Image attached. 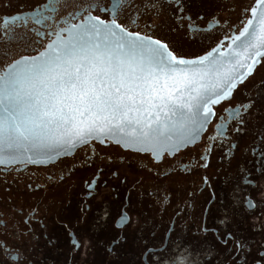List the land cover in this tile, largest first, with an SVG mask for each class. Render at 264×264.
<instances>
[{
  "label": "flooded vegetation",
  "instance_id": "1",
  "mask_svg": "<svg viewBox=\"0 0 264 264\" xmlns=\"http://www.w3.org/2000/svg\"><path fill=\"white\" fill-rule=\"evenodd\" d=\"M109 2L57 0L50 12L48 0H0V74L89 13L106 18ZM133 3L119 14L129 31L191 60L227 49L255 0H183L182 15L175 0ZM250 98L242 117L222 114ZM213 107L222 118L174 155L93 141L54 162L0 165V264H264V58Z\"/></svg>",
  "mask_w": 264,
  "mask_h": 264
},
{
  "label": "snow or ice",
  "instance_id": "2",
  "mask_svg": "<svg viewBox=\"0 0 264 264\" xmlns=\"http://www.w3.org/2000/svg\"><path fill=\"white\" fill-rule=\"evenodd\" d=\"M56 3L48 0L45 7L56 12ZM157 3L144 0V7L155 12ZM175 4L182 15L183 0ZM127 8L136 9L133 0H110L104 9L106 18L89 13L92 23L83 26L74 43L49 45L51 52L8 63L0 74V165L35 163L33 155L67 151L101 136L119 137L116 142L125 147L139 145L138 151L152 152L157 159L162 152L174 155L194 144L210 118H222L213 106L230 100L238 84L252 74L237 71L250 70L252 65L236 57L247 53L244 59L253 63L264 57V0H255V6L246 9L251 18L231 37L238 47L230 53L229 68H224L223 60L212 58L215 48L207 56L187 60L160 39L129 31L119 21ZM40 17L35 23L50 19L44 13ZM0 34L6 35L7 29ZM162 75L182 88L157 89ZM254 103L250 98L231 112L223 108L222 114L242 117L241 109L247 114ZM242 123L241 118L235 130ZM227 125V121L217 124L216 129ZM236 247L243 244L238 241Z\"/></svg>",
  "mask_w": 264,
  "mask_h": 264
},
{
  "label": "water",
  "instance_id": "3",
  "mask_svg": "<svg viewBox=\"0 0 264 264\" xmlns=\"http://www.w3.org/2000/svg\"><path fill=\"white\" fill-rule=\"evenodd\" d=\"M91 23H92V21H90L88 19V17L85 18L83 21H79L76 24L78 26L77 28H71V26H70L65 31V35L62 34V35L57 36L56 39L54 41H52L49 45L63 46L64 43H74L76 41V39L79 38V36H80V34L82 32L83 26H90ZM116 31L119 32L118 29ZM49 45L42 52H45L46 50L48 52H51L52 49L49 47ZM237 47H238L237 44H233V42H231L230 46L227 49H225V50H222L220 47L216 48L215 52L211 51L212 52V58H219V59L223 60L224 68H229V67H231V64L229 63V61H231L233 59V57L230 55V53H232L235 49H237ZM42 52H40V53H42ZM38 55H36V56H38ZM247 55H248L247 53H243L242 52L239 57H236V59H240L241 62L244 63L245 65H252V68L250 70L247 69V68H238L237 69L238 72L246 73L248 71H251V73H252L254 71V69L260 64L262 58H264V57L257 58L258 62L257 63H253V61L251 59H244L245 57H247ZM204 56H207V54L204 55ZM225 58H227V59H225ZM187 60H189V59H187ZM191 60H195V59H191ZM181 67H191V66H181ZM173 87L182 88V85H180L179 83L174 84L173 80L168 79V78H166L163 75L160 76L159 81L156 83V88L157 89H161V88L172 89ZM211 119L212 118H210V121H211ZM208 125H206L205 128L201 131L200 135L196 137V140H195L194 144L199 141V139L201 138L202 134L204 133V131L206 130ZM117 139H119V137H105V136H101V137H99V139L91 138V139L88 140L87 143H84V144L76 143V145L74 147L67 148V151H65L64 149H57L55 151L45 152V153H42L40 155H33L32 159L35 161V163L28 162V164H39V163L54 162V161L58 160L61 157H64V156H67V155H70V154L74 153L78 148H80L83 145H86V144H88L90 142H93V141H96V142L108 141V142H112L114 144H119V145L125 147L123 145V143H117L116 142ZM125 148H129V149L138 151L137 149L139 148V145H136V146H133V147H125ZM140 152H143V151H140ZM164 153H166V152H162L160 155H162ZM16 164H25V163H16Z\"/></svg>",
  "mask_w": 264,
  "mask_h": 264
}]
</instances>
